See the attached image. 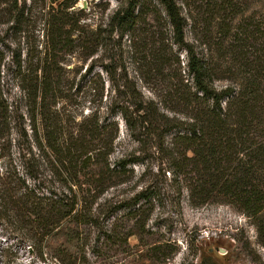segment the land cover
<instances>
[{
	"label": "trees",
	"instance_id": "obj_1",
	"mask_svg": "<svg viewBox=\"0 0 264 264\" xmlns=\"http://www.w3.org/2000/svg\"><path fill=\"white\" fill-rule=\"evenodd\" d=\"M77 1L0 0V5L10 4L16 26L31 18L34 2L43 3L45 29L37 61L16 55L17 93L7 97L0 90V226L47 264H90L87 254L93 252L85 251V245L73 252L50 249V240L64 225L101 232L95 242L112 241L109 223L115 210L108 214L97 201L129 183L128 166L137 162L132 153L110 160L119 123L98 116L100 85L94 77L99 75L92 64L97 36L80 26L70 10ZM125 1L109 23L120 36L136 31L147 10L153 11L149 5L144 9L143 0ZM154 1L163 8L171 32V44L163 35L145 41L162 87L144 97L132 85H118L110 113L120 116L139 151L153 150L161 182L124 199L118 210L143 233L149 205L170 193L178 199L185 195L192 208L223 204L253 223L264 247V21L256 25L251 16L236 21L246 1H226L207 22L208 32L193 28L192 41H187L191 17L175 0ZM173 46L175 62L170 63ZM75 54L84 64L91 60L74 90L69 77L77 71L68 66ZM84 104L92 110L84 112ZM132 234H121L125 246ZM168 247L167 242L151 246L150 260Z\"/></svg>",
	"mask_w": 264,
	"mask_h": 264
},
{
	"label": "rangeland",
	"instance_id": "obj_2",
	"mask_svg": "<svg viewBox=\"0 0 264 264\" xmlns=\"http://www.w3.org/2000/svg\"><path fill=\"white\" fill-rule=\"evenodd\" d=\"M175 1L182 14L187 19L191 17V20H187L185 31L187 41H192L193 28L200 29L203 33L208 32L207 22L224 2H244ZM245 1L246 6L241 8L245 11L237 16L236 21L243 16H251L256 25L260 24L261 20L264 21V0ZM143 2L144 9L149 5L153 11L147 10L150 12L142 17L143 20H139L136 31L122 36L112 30L109 23L114 13L126 6L125 0H78L70 9L80 18V26L97 36V52L92 64L93 72L99 75V78L94 79H97L100 88L95 107L100 120L115 119L119 123L117 149L110 156V160L124 153H132L131 158L137 162L128 166L132 171L129 183L110 189L97 201V205L107 209L108 214L115 210L109 223L114 227L111 242L106 243L103 238L95 242L99 233L97 231L89 234L86 230L76 231L71 225H64L50 240L49 247L65 248L73 252L85 245V251L93 252L87 254L90 264H264V247L258 242L253 223L226 205L208 204L192 208L185 195L178 199L170 193L153 200L152 205H149V218L143 233L132 227L134 220H127L121 208L118 210L124 199H130L148 187L158 186L161 182L153 150L139 151L138 145L127 137L120 116L113 117L110 113L112 102L117 96L115 87L118 85H132L144 97H153V93L162 87V76L157 75L151 57L147 56L145 41L149 35H153L155 39L163 35L167 37L168 44H171L170 27L159 3L154 0ZM42 5L43 3L34 2L31 18L17 26L12 23L14 13H11L10 4L0 5V90L7 97L17 93L13 85L14 57L20 55L24 61L34 56L35 63V56L42 48L45 29ZM171 48L172 54L168 58L170 63H173L176 48ZM179 58L184 62L183 54H179ZM90 60L84 64L76 54L71 57L68 68H75L77 71V74L69 77L74 90L78 88L80 75L88 67ZM76 103L73 108L77 109ZM82 109L84 112L92 110L89 104H84ZM148 193V196H151L150 192ZM176 203L180 206L177 207ZM5 228L7 227L0 226V264H47L41 261L29 244L23 243ZM128 230L133 234L127 239L125 246L121 234ZM164 242L169 246L166 252L160 253L158 258L153 256L154 260H150L148 249Z\"/></svg>",
	"mask_w": 264,
	"mask_h": 264
}]
</instances>
